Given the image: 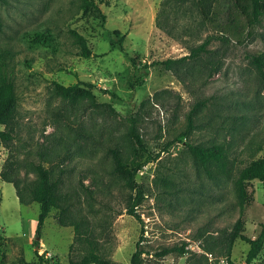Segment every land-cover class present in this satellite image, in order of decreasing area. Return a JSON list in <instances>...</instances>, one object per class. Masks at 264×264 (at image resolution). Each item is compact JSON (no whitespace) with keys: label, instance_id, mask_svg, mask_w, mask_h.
Returning a JSON list of instances; mask_svg holds the SVG:
<instances>
[{"label":"rangeland","instance_id":"1","mask_svg":"<svg viewBox=\"0 0 264 264\" xmlns=\"http://www.w3.org/2000/svg\"><path fill=\"white\" fill-rule=\"evenodd\" d=\"M94 1L104 19L81 0H0V48L10 51L17 94L15 134L10 143L0 141V168L14 161L27 196L41 162L73 194L72 209L87 221L88 238L109 260L130 264L142 228V264H226L224 246L232 230L255 237L264 222L261 182L249 181L242 194L235 182L240 167L264 156V78L248 57L264 54V13L249 25L233 0H211L207 14L194 0ZM70 29L86 38L89 57L79 54ZM115 29L124 34L125 52L140 60L137 67L110 45ZM36 32L49 41H32ZM212 34L226 39H212L206 53L174 62L171 69L153 63L185 55ZM56 83L76 84L80 91L65 96ZM189 114L194 126L184 134ZM131 123L155 156L136 175L142 197L135 210L142 222L125 211L130 190L112 171L109 152L140 154L128 136ZM185 141L221 143L227 172L207 173ZM38 213L36 201L21 203L13 184L0 178L4 264L37 260L35 250L65 263L88 250L86 239H74L72 226L56 222L54 207L36 248ZM162 247L183 250L156 255ZM248 247L237 237L230 257L243 263ZM253 263L264 264V245Z\"/></svg>","mask_w":264,"mask_h":264},{"label":"trees","instance_id":"2","mask_svg":"<svg viewBox=\"0 0 264 264\" xmlns=\"http://www.w3.org/2000/svg\"><path fill=\"white\" fill-rule=\"evenodd\" d=\"M201 13L207 14L210 12L211 0H194ZM235 7L247 18L249 25L258 23L261 15L264 13V0H233ZM81 6L84 8H93L96 10L102 19L104 14L101 11L100 6L94 0H81ZM73 36V41L79 48V54L83 57H89L91 49L87 44L86 38L75 29L69 30ZM226 39L220 35H208L199 44L190 47L189 53L177 58H167L161 62L166 68H172V63L182 62L183 60L191 57H195L200 53H206L208 51L207 45L212 39ZM124 34L120 33L118 29H115L109 36V43L111 46L118 48L121 52L128 55L134 66L137 67L140 60L137 56L129 55L124 50L123 46ZM32 41L39 44H45L49 41V36L43 33L36 32L32 36ZM10 51L8 48H0V141L10 143L14 138L15 128L17 124V94L15 89V83L12 77V65L9 63ZM249 61L255 66L257 71L264 78V54H248ZM146 64H141L140 67H144ZM138 67V69H140ZM135 83H140V80H135ZM83 85L88 88H98L96 83L90 81H83ZM55 87L60 90L65 96L73 97L80 91V88L76 84H69L67 86L59 83L55 84ZM102 92L111 93L107 88H98ZM203 102L197 101L195 105H200ZM103 105L107 108L113 109L109 104L95 103V106ZM194 123L192 116L188 115V122L184 130V134H187L193 128ZM128 136L139 148L140 154L135 156H122L115 148H110L109 152L112 161V171L117 173L124 179L125 186L130 190L127 196L126 213L133 216L138 221L142 222L141 216L136 212L135 206L139 203L142 197V188L136 180L138 170L146 163L153 161L155 156L147 150L142 136L136 130L135 126L131 123L128 129ZM185 145L189 153L195 158L199 165H201L207 173H211L212 169L217 172H227L229 158L225 147L218 142H212L210 144H194L185 141ZM141 153L144 155L142 158ZM36 179L34 183L28 184V195L24 196L22 188L18 180V166L12 160H6L0 168V178L3 181H7L13 184L16 195L21 203L27 204L29 202L36 201L39 204L38 220L36 225V233L39 234L40 227L42 226L45 218L49 215L51 208H56V222L62 226H72L74 239H86L89 242V248L79 258L69 257L67 262H62L57 258L45 257V252H39L35 250L37 260H22L21 264H126L122 262L112 261L105 258L102 254L96 250V246H93V240L88 238L84 226H87V221L80 214L79 211L72 209L73 194L67 192L61 188L60 179L51 176L50 171L41 162H37L35 165ZM257 179L264 187V156H259L250 159L245 165L240 167L237 171L235 182L239 190V194L245 191L247 183L249 181ZM27 183L24 184V187ZM85 233V235H84ZM143 229L141 228V234L139 240L135 244V248L131 253L129 262L130 264H142V253L145 251L140 244L142 238ZM1 237V236H0ZM244 241L248 244V250L244 257V262H235L231 257V250L233 242L236 238ZM35 245H39L37 239L33 240ZM264 245V222L260 223V229L255 237L246 236L239 232L238 229L232 230L230 235V241L228 245L224 246V255L226 257V264H254L253 260L258 256ZM39 247V246H38ZM71 247V246H70ZM182 252V247H162L156 252V255L163 256L172 251ZM1 259L0 264H4L5 253L0 248Z\"/></svg>","mask_w":264,"mask_h":264},{"label":"water","instance_id":"3","mask_svg":"<svg viewBox=\"0 0 264 264\" xmlns=\"http://www.w3.org/2000/svg\"><path fill=\"white\" fill-rule=\"evenodd\" d=\"M35 239H39V235L37 234ZM39 245L36 246V248H38Z\"/></svg>","mask_w":264,"mask_h":264}]
</instances>
